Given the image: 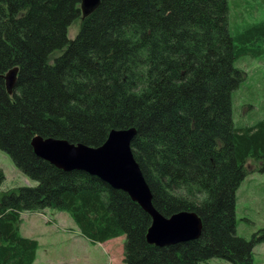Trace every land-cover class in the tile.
<instances>
[{
    "label": "trees",
    "instance_id": "16d2710c",
    "mask_svg": "<svg viewBox=\"0 0 264 264\" xmlns=\"http://www.w3.org/2000/svg\"><path fill=\"white\" fill-rule=\"evenodd\" d=\"M80 3L0 0V151L35 183L0 192V264H34L39 244L21 234V214L46 209L66 213L91 244L124 237L123 264H250L264 227L236 234V192L249 160L264 172V116L234 122L232 95L239 60L264 54V13L231 23L228 0H100L83 16ZM128 129L153 208L196 214L197 239L148 244L151 218L126 193L31 147L39 136L95 148Z\"/></svg>",
    "mask_w": 264,
    "mask_h": 264
},
{
    "label": "rangeland",
    "instance_id": "374dc122",
    "mask_svg": "<svg viewBox=\"0 0 264 264\" xmlns=\"http://www.w3.org/2000/svg\"><path fill=\"white\" fill-rule=\"evenodd\" d=\"M246 1H249L248 6L242 10L239 0H228L231 23L241 12L245 20L251 21V10H254V18H262L264 0ZM76 29V25H73L68 30L70 39L74 37ZM236 66L243 72V81L232 95L233 121L251 124L264 116V54L254 59L244 57ZM260 166L261 162L257 161L249 160L246 163L248 175L236 192V234L246 240L264 227V172L258 171ZM0 169L5 177L0 192L35 186L34 182L15 169L9 156L2 151ZM21 219L20 232L25 237L36 239L40 245L35 264H123L124 237L111 240L107 247L105 244L89 245L88 251L80 246L82 240L73 241L71 238L73 233L69 232L70 228L74 230V224L66 213L46 209L42 214L24 213ZM109 247L112 248L110 251L107 250ZM89 258L93 259V263ZM205 264L231 263L211 259ZM250 264H264V243L253 247Z\"/></svg>",
    "mask_w": 264,
    "mask_h": 264
},
{
    "label": "water",
    "instance_id": "95a60500",
    "mask_svg": "<svg viewBox=\"0 0 264 264\" xmlns=\"http://www.w3.org/2000/svg\"><path fill=\"white\" fill-rule=\"evenodd\" d=\"M99 1L81 0L83 16L96 8ZM6 80L7 87L10 88L14 73H10ZM134 136L133 129L112 130L105 142L95 148L35 136L31 147L36 157L64 172H84L112 189L126 193L151 218L146 234L148 244L166 247L197 239L202 225L196 214L180 212L163 217L153 208L151 192L131 152L130 144Z\"/></svg>",
    "mask_w": 264,
    "mask_h": 264
},
{
    "label": "crops",
    "instance_id": "0c3cea01",
    "mask_svg": "<svg viewBox=\"0 0 264 264\" xmlns=\"http://www.w3.org/2000/svg\"><path fill=\"white\" fill-rule=\"evenodd\" d=\"M24 214V213H23ZM23 214H21V218L23 217ZM70 232L69 233H73L71 236V238H73V241L74 240H77V239H80V240H82V244H80V246L83 248V249H88V246L89 245H94V244H91V243H89L87 240H85L84 238H82V237H77V234H78V232H77V230L74 228V230L72 229V228H70ZM21 234H22V232H21ZM23 235V234H22ZM111 240H109V241H107V242H105V243H103V244H98V245H104V246H108L109 245V243L108 242H110ZM39 244V243H38ZM40 246V245H39ZM112 248H107V250H111ZM88 251H90L89 249H88ZM37 253H38V251H37ZM103 255V254H102ZM106 255H107V253H106ZM99 256H101V255H99ZM90 260L89 261H91L92 263H93V259L92 258H89ZM36 260H37V255H36ZM36 260H35V262H36ZM35 262H34V264H35Z\"/></svg>",
    "mask_w": 264,
    "mask_h": 264
}]
</instances>
